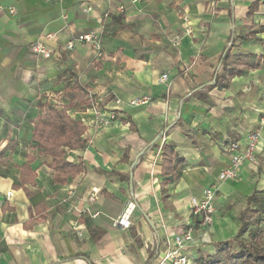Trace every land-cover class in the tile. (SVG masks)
<instances>
[{
    "label": "crops",
    "instance_id": "obj_1",
    "mask_svg": "<svg viewBox=\"0 0 264 264\" xmlns=\"http://www.w3.org/2000/svg\"><path fill=\"white\" fill-rule=\"evenodd\" d=\"M86 32L99 35L102 55L90 42L66 47ZM231 35L232 54H257L263 66L227 87L211 86ZM37 40L53 49L51 57L31 50ZM164 73L170 87L160 80ZM76 81L116 111L115 123L90 126L93 109L66 96ZM144 95L148 104H130ZM48 105L86 126L88 146L66 150L85 169L66 183L53 180L52 158L33 139ZM263 117L264 0H0V264H158L167 240L189 222L195 238L183 253L193 264L200 253L214 254L216 242L240 229L248 196L264 190ZM258 128L256 159L242 164L236 180L221 181L231 162L224 142L233 138L243 151ZM164 143L179 153L168 169ZM29 155L35 179L16 187ZM211 185L218 188L214 223L203 228L192 205ZM129 201L136 203L131 226H115ZM86 206L100 214L78 211Z\"/></svg>",
    "mask_w": 264,
    "mask_h": 264
},
{
    "label": "trees",
    "instance_id": "obj_2",
    "mask_svg": "<svg viewBox=\"0 0 264 264\" xmlns=\"http://www.w3.org/2000/svg\"><path fill=\"white\" fill-rule=\"evenodd\" d=\"M258 4L259 2L255 1L250 5L249 14H252ZM232 35L219 61L223 70H216L214 82L209 84L211 86L227 87L232 78L240 75L244 70L263 66V59L257 54H232L231 47L234 41ZM250 37L248 35L241 36L243 39ZM191 93L192 91L185 98ZM66 96L72 103L80 102L86 107L93 106L97 98L94 94H90L89 87L78 81L66 89ZM44 105L45 103H41L39 106L42 108ZM85 130L86 126L81 121L73 119L65 110L51 105H48L45 115L37 116L33 139L36 146L40 148L39 153L52 158L49 165L55 171L54 181L66 183L68 178L75 177L84 171L83 161L71 162L66 156V150L67 148L80 149L88 146L89 139L83 136ZM155 145L156 142H151L146 150ZM162 149L164 168L168 169L179 153L175 145L171 143H164ZM5 151L6 148L0 151V161L3 160ZM33 161L34 157L29 155L28 161L20 166L22 183L16 187L35 179L36 174L31 168ZM26 174H30V177H27ZM247 204V207L239 213L241 226L237 234L231 239L216 242L217 249L214 254L200 253L196 264H264V242L260 240L261 233L264 231L260 229V225L264 224V190L255 189L248 196ZM247 227H249V232L246 239L242 237V234ZM233 242L238 244V249H233ZM149 262L147 264L151 263Z\"/></svg>",
    "mask_w": 264,
    "mask_h": 264
},
{
    "label": "built area",
    "instance_id": "obj_3",
    "mask_svg": "<svg viewBox=\"0 0 264 264\" xmlns=\"http://www.w3.org/2000/svg\"><path fill=\"white\" fill-rule=\"evenodd\" d=\"M83 12H88L90 6H82ZM119 9L123 10L124 7L120 6ZM12 12L15 11L14 7L10 9ZM105 16L109 15V12H105ZM47 38H54L53 33H47L45 35ZM90 42L95 50H97L98 55H102L101 52L102 43L100 37L96 33L86 32L78 35L76 38L69 40L66 44L68 49H72L75 46L76 41ZM178 42V40H177ZM31 50L38 55L44 57H51L54 53L53 49L49 47L42 40L34 41L30 44ZM169 76L167 73L161 75L160 80L167 84V87H170V84L167 83ZM119 102V99L116 100ZM151 101V96L144 95L131 99L130 104L133 106H140L148 104ZM93 109V118L88 120V123L91 127L96 129L105 128L106 126L112 125L116 121L117 113L113 110H108L103 107L99 100H96L95 104L91 106ZM84 121L86 119H83ZM86 122V121H85ZM264 123V117L262 118V124ZM249 141L245 150H240L238 141L233 138H229L224 142L227 152L231 156V162L229 166L222 169L219 172V178L221 181L225 180H236L239 177V171L242 164L246 160L256 159L257 152L261 149L260 144L262 143L260 128L253 130L249 133ZM98 189H94L92 193L87 197L86 201L88 203H93L95 201L96 194ZM218 188L215 185L208 186L204 189L203 196L199 200H195L192 205V214L197 220L196 224H200L201 227L207 228L212 226L214 223V215L216 212L215 200L217 197ZM10 195V192H9ZM136 203L134 201H129L125 206L120 217L113 220L115 226H122L128 228L131 226V214L135 208ZM80 213L89 212L90 215L95 218L100 214V211H90L89 207H82L78 210ZM194 231L195 224L189 222L187 228H185L181 233L175 235L173 239L167 240V250L163 257L159 260L158 264H193L191 263L189 257L183 253V248L194 241ZM81 233H79L80 235Z\"/></svg>",
    "mask_w": 264,
    "mask_h": 264
},
{
    "label": "rangeland",
    "instance_id": "obj_4",
    "mask_svg": "<svg viewBox=\"0 0 264 264\" xmlns=\"http://www.w3.org/2000/svg\"><path fill=\"white\" fill-rule=\"evenodd\" d=\"M251 227V226H249ZM249 227H247V229H245V231L243 232L242 234V237L246 238L248 237V232H249ZM260 240H262L264 242V231L261 233V236H260ZM238 244L236 242H233V249H238Z\"/></svg>",
    "mask_w": 264,
    "mask_h": 264
},
{
    "label": "water",
    "instance_id": "obj_5",
    "mask_svg": "<svg viewBox=\"0 0 264 264\" xmlns=\"http://www.w3.org/2000/svg\"><path fill=\"white\" fill-rule=\"evenodd\" d=\"M164 134V131H161L153 140V142L157 141L159 138H161Z\"/></svg>",
    "mask_w": 264,
    "mask_h": 264
}]
</instances>
